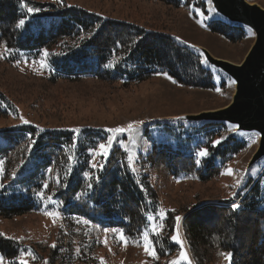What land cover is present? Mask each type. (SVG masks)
<instances>
[{
	"label": "rangeland",
	"instance_id": "rangeland-1",
	"mask_svg": "<svg viewBox=\"0 0 264 264\" xmlns=\"http://www.w3.org/2000/svg\"><path fill=\"white\" fill-rule=\"evenodd\" d=\"M22 1L24 18L28 15L23 6L25 3L42 9L24 28H20L23 34H38L43 27L58 24L59 18L50 16L52 10L47 5L49 3L59 10L76 7L104 19L167 28L180 45L199 55L203 63L205 57L200 47L207 49L214 57L239 64L255 42V33L243 25L245 34L239 36L238 42L211 32L208 25L213 20L224 24L232 22L219 15L208 0H178V8L157 0ZM251 1L264 8V0ZM197 9L202 10L204 15L201 16ZM233 31L236 35L240 33ZM79 43L77 39L66 38L53 48L34 52L8 51L9 48L0 44V109L7 112V115L0 117V133H3L0 134V149L9 145L5 137L12 129L19 131L24 125L34 126L40 133L69 132L75 142L82 143L83 148L95 145L97 148L99 144L94 141L104 138L102 143H106L110 137H114L110 154L115 149L125 152L129 170L137 179L147 175L157 191V200L152 201L147 225L143 229L149 231L155 250L156 240L163 239L167 234L166 221L168 214L173 212L182 217L179 234L192 258L182 227L184 212L219 200L239 204V196L245 193L248 183L255 182L264 173V157L249 167L259 148L260 135L257 132H239L237 127L227 123L208 125L206 123L210 122L174 118L226 107L235 94V82L209 63L204 65L212 72L213 89L187 88L160 73L147 81L130 85H125V80L114 83L99 80L98 76L115 71L119 60L114 57L100 68H97L95 60L84 63L81 60L82 66L74 65L72 57L74 51L80 49ZM45 50L49 53L47 58L44 57ZM41 60H45L46 66H41ZM21 117L29 123H24ZM129 124L134 125L136 131L123 134L108 131L126 128ZM91 136L94 140L89 139ZM221 137L225 139L221 140ZM216 140H221V143L216 144ZM155 143L179 147L200 161V167L206 169L208 163L212 162L222 166V171L208 182L191 177L167 176L162 169L142 162ZM96 148H88L84 154L87 165L94 172L103 171L110 156L103 158L95 155L93 150ZM205 148L209 155L200 157L198 152ZM214 148H225L226 158L215 156ZM129 156L132 157L131 163ZM29 158L13 166L0 154V183L3 184L0 191H7L4 194L0 192V196L15 204H33V208L23 215L11 218L0 216L1 236L21 245L20 256L12 261L3 259V264H19L20 259H27L29 264H171L179 257L180 245L172 240L178 245L177 251L172 255L167 254L165 258L158 256L157 259L145 252L142 234L139 240H133L119 227H104L83 216L65 215L63 202L57 198L60 187L65 185V162L56 169H46L42 159ZM77 159L71 158V173L73 169L79 167L81 171L85 167L86 161ZM93 161L97 165L103 164V168H94ZM229 169L234 174H228ZM81 176L89 184L92 175L84 172ZM241 178L243 183L238 188L236 181ZM33 185H43V189L36 193L35 188H30ZM260 186L264 197V175ZM41 192L44 193L43 198L39 195ZM161 210L166 213L162 221L159 215ZM50 212L59 213V216H50L47 214ZM150 217H155V221ZM154 223L164 225L159 235L152 233ZM120 232L124 233L126 243L120 239ZM25 253L33 254L35 259L24 256ZM216 264L228 262L222 256Z\"/></svg>",
	"mask_w": 264,
	"mask_h": 264
},
{
	"label": "trees",
	"instance_id": "trees-1",
	"mask_svg": "<svg viewBox=\"0 0 264 264\" xmlns=\"http://www.w3.org/2000/svg\"><path fill=\"white\" fill-rule=\"evenodd\" d=\"M157 1L180 7L178 0ZM22 4V0H0V44L9 49L34 52L53 48L66 38L77 39L80 49L73 53L74 65L82 66L87 60H95L97 68H100L114 57L119 60L115 71L98 76L99 80L113 83L125 80V85H130L147 81L158 73H167L187 88L215 87L212 72L204 65L201 57L180 45L167 28L104 19L76 7L59 10L56 5L48 3L52 10L50 16L59 18L58 24L51 23L38 34H23L17 27L19 19L24 18ZM208 27L211 32L232 42H238L239 36L245 34L241 25L224 24L218 20H213ZM233 30L239 31V35ZM5 115L7 112L0 109V117ZM18 130L12 129L5 137L9 145L0 149V154L13 166L28 157L42 159L46 169H56L60 163L65 162V185L57 193V198L63 202L65 215L83 216L104 227H119L131 239H140L147 225L152 201H156L158 196L147 175L137 179L129 170L125 152L113 150L103 171L94 172L87 165L84 154L88 148H96L97 145L83 148L82 143L75 142L69 132L40 133L31 125H24ZM92 138L89 139L94 140ZM103 141L104 138H100L94 142L101 144ZM225 152V148H214L217 157L225 159ZM72 157H78L80 162L86 161L81 171L79 167L73 169L72 173L69 171ZM142 162L152 168L162 169L167 176L191 177L201 182L212 180L222 171V166L212 162L204 169L193 155L164 143L153 144L151 152ZM84 172L92 175L89 181L91 188L81 176ZM261 177L248 183L245 193L239 196L240 209H233L231 200H219L184 212L182 227L194 264H216L222 258V252H232L234 264H264V197L260 186ZM42 186L33 185L30 188H35L33 190L37 193L43 189ZM0 192L4 194L7 191ZM32 208V203L15 204L0 196L1 217L20 216ZM175 217L173 212L168 214L167 234L155 242L159 258L172 255L178 249V245L170 239L174 233ZM20 254L21 245L0 234V256L12 261Z\"/></svg>",
	"mask_w": 264,
	"mask_h": 264
},
{
	"label": "water",
	"instance_id": "water-1",
	"mask_svg": "<svg viewBox=\"0 0 264 264\" xmlns=\"http://www.w3.org/2000/svg\"><path fill=\"white\" fill-rule=\"evenodd\" d=\"M212 4L225 19L250 28L255 33V42L239 64L214 57L207 49L200 47L208 63L235 82V94L226 107L200 114L180 115L174 119L222 122L238 126L239 132L259 133V148L249 163V167H252L264 157V8L251 0H212Z\"/></svg>",
	"mask_w": 264,
	"mask_h": 264
},
{
	"label": "snow or ice",
	"instance_id": "snow-or-ice-1",
	"mask_svg": "<svg viewBox=\"0 0 264 264\" xmlns=\"http://www.w3.org/2000/svg\"><path fill=\"white\" fill-rule=\"evenodd\" d=\"M59 2L63 3V0H59ZM209 3L212 2V0H208ZM25 8H26V11H27V16L25 18H21L19 19L18 21V25L17 27L19 28H24L26 26V24L35 16V14H38L42 11L41 8H38V7H30L28 6L27 3H25L23 5ZM197 11H199V14L201 16L204 15V12L200 9H197ZM8 51H11V49H8ZM49 55V53L47 52V50H45L44 52V57L47 58V56ZM204 63L207 64L208 63V60L205 59L204 60ZM40 64L42 67L46 66L45 64V60H41L40 61ZM110 66V65H109ZM162 75H168L167 73H160ZM168 79H172L171 76H168ZM173 82L175 83V81L173 80ZM21 119L23 120V117H21ZM24 123H29V121L27 120H23ZM233 127H238V126H233ZM74 131H78V130H74ZM108 131L110 133H120V134H123V133H126V132H133V131H136V129L134 128V125L132 124H129L126 128L125 127H118V128H114V129H108ZM0 134H3V133H0ZM114 137H110L106 143H102V144H99L98 147L96 149H94V154L97 155V156H101L103 158H107L109 155H110V151H111V148H112V145H113V142H114ZM222 139H225V137H221V140ZM221 140H216L215 143L216 144H220L221 143ZM35 141H33L34 143ZM120 143L123 144V141H120ZM198 155L200 157H207L209 155V152L208 150L205 148V149H201L199 152H198ZM129 159V162L131 163L132 162V157L129 156L128 157ZM200 161H197V163H199ZM92 166L95 168V167H99V168H103V164H100V165H97L95 163V161H93V164ZM71 169H69L70 171ZM133 171H135V169L133 168ZM228 174H234L233 173V170L229 169L228 170ZM97 179H99L97 177ZM243 183V179H238L236 181V187H240L241 184ZM45 188H47V185H44ZM89 187L91 188L92 185L89 184ZM141 187H143L141 185ZM0 188H3V184L0 183ZM42 198L44 197V193L41 192L39 194ZM235 195V194H234ZM231 207L233 209H240L241 208V205L238 204V203H235L233 202ZM48 215L50 216H59V213H55V212H50V213H47ZM160 220L162 221L166 215V213L161 210L160 213ZM150 219L154 220L155 221V217H150ZM182 220V217L180 216H176L175 217V221H176V224H175V228H174V234L170 237V239L174 242H176L177 244L180 245V253H179V257L177 259H174L171 261V264H193V260L192 258L189 256L186 248H185V245H184V241L181 239L180 237V234H179V229H180V222ZM85 223H87V221H84ZM163 228H164V225L162 223H154L152 225V233L155 234V235H159L162 231H163ZM119 237L120 239L123 241V242H127L126 240V237L124 236V233L123 232H120L119 233ZM105 243H107V241H105ZM142 243H143V247H144V250L145 252L152 256L153 258H157L158 259V255H157V252L155 250V247H154V242H153V239L151 238L150 234H149V231L147 229H145L142 233ZM53 248L56 247L55 244L52 245ZM24 256H32L33 259H35V256L31 253H25ZM221 256L225 257V259L227 260L228 264H234L233 262V256L234 254L232 252H227V253H224L222 252L221 253ZM3 257H0V264H3ZM19 264H29V261L27 259H20L19 260ZM45 264H47V262H45Z\"/></svg>",
	"mask_w": 264,
	"mask_h": 264
}]
</instances>
